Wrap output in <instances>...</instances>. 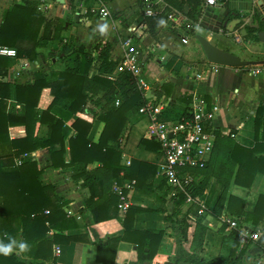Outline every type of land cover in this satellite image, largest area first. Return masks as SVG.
Returning a JSON list of instances; mask_svg holds the SVG:
<instances>
[{
    "label": "trees",
    "instance_id": "obj_1",
    "mask_svg": "<svg viewBox=\"0 0 264 264\" xmlns=\"http://www.w3.org/2000/svg\"><path fill=\"white\" fill-rule=\"evenodd\" d=\"M73 1L68 0L71 8ZM136 1H140L141 4L143 2V0ZM168 2L186 17L183 26L189 24L191 26L189 33L195 37L193 29L205 10V1L168 0ZM40 4L41 0H23L22 3H15L5 10L0 23V47L15 48L18 59L38 60V49L45 47L50 49L46 58L48 65L53 64L54 61L64 64L63 69L53 71L51 74L41 68L36 71L32 81L11 84L1 79L6 75L13 57L0 54V237L7 243L10 237L16 239L20 234L22 239L37 242L31 260L15 253L11 256L0 254V264H46L49 260H52L51 264H57V257L53 253L54 244L88 241L86 236L61 233L74 229L79 224L64 210L66 201L56 192L54 185L42 183L40 178L42 169L38 167L37 162L22 161L16 164L15 159H21L26 153L40 147H49L52 167L73 165L80 171L79 175L84 178V186L91 191L87 205L92 210L95 223L118 217L119 197L112 193L104 195L99 192L100 168L88 170L89 163L100 161L118 183L123 178H129L134 179L135 185L146 193L158 190L152 187V182H147L148 174H152L153 178L156 176L157 166L137 159H133L129 166L120 163L122 153L119 146L122 135L128 127L130 115L139 113L141 106L148 101L138 88L134 76L128 72H120L116 74L115 80L109 79L107 75H111L116 70L119 59L111 57L110 42H98L94 46V51H97L100 60L98 72L92 78L89 77L96 56L88 51L84 44L77 45L73 36L64 41L65 32L72 23L69 15L49 18L40 9ZM169 14L170 9L165 8L155 16H143L137 23L139 26L146 25L144 30L148 32L143 41L145 45L148 46L152 39L158 38L160 31L169 24ZM229 16L230 14H227L226 17ZM247 31L246 38L259 40L254 29L248 27ZM134 40L139 42L141 37L134 36ZM177 59V55L173 56L166 66H172ZM170 85L166 82L161 88L170 92L168 89ZM46 87L50 88L53 101L47 109L41 111L38 102L42 90ZM191 100L192 96L171 100L161 114V119L176 120L188 114ZM54 106H60L73 114L80 111L89 112L104 123L99 142L91 143L88 135L92 124L80 118L75 120L73 126L76 133L69 139L71 160L68 163H59L57 159L62 156V152L54 149L59 139L64 144V138L60 136L64 123L52 113ZM38 122L49 124L50 131L47 138L35 136ZM13 126H23L25 135L11 138L9 129ZM255 126V145L245 147L233 144L228 160H233V163L224 162L217 167L219 173L216 177L225 193L231 178L222 177L220 173L233 171L236 164L238 170L234 181L237 184L250 187L258 173L264 174V104L257 109ZM261 128L263 135L258 137ZM140 145L150 151L160 152L161 149L159 142L149 138H142ZM208 163L205 168L195 171V175L199 177L194 188L196 195H202L201 173L207 170ZM165 184L163 180L159 188ZM96 197L99 200L96 201ZM174 200L178 205L185 202L183 195ZM111 204H116L115 210L111 211ZM242 207L244 202L241 199L236 196L229 197L228 212L236 215L237 223L245 216L255 225L253 231H256L263 220L264 193L259 195L252 212L245 213ZM140 210H142L140 207L128 208L125 217L121 219L125 228L123 235L95 239L98 262L116 264L117 250L121 241H129L137 246L140 263L154 259L165 231L135 229V214ZM171 215L173 216L174 213ZM183 220L180 222L182 223ZM227 227L228 224L224 223L221 231L224 233ZM240 228V225L231 228L223 235L222 252L217 259L203 256L206 228L201 227L200 232L195 235L193 253L189 258L181 257L174 262L168 261L164 264H180L182 261L189 264H251L246 262V251L252 241L242 239ZM52 230L54 233H51ZM184 233L186 236V230Z\"/></svg>",
    "mask_w": 264,
    "mask_h": 264
},
{
    "label": "crops",
    "instance_id": "obj_2",
    "mask_svg": "<svg viewBox=\"0 0 264 264\" xmlns=\"http://www.w3.org/2000/svg\"><path fill=\"white\" fill-rule=\"evenodd\" d=\"M92 0H88L90 4ZM130 7H121L118 0H104L105 5L110 10V18L115 25L116 34L110 38L108 35L101 34L100 26L107 21L106 18L92 12L78 0L72 5H68V0L65 4H60L57 0H41L40 9L49 18L63 17L69 15L72 20L71 27L74 31H66L67 36H74L76 44H84L88 51H91L96 56L93 66L90 70L89 77H93L98 72L100 60L97 51H94V46L98 42H110L112 44L111 57L113 59H121L123 52L122 40L124 36L129 35L136 26L131 27L130 16L134 13L137 7L136 0H130ZM23 0H0V23L5 10L12 7L15 3H22ZM75 5V6H74ZM73 10V11H72ZM175 17L169 19V24L164 27L158 38L152 39L149 42L150 50L157 51L161 57H153L146 59L144 66L152 71L154 77V89L151 92H146V98L154 101L168 103L171 100H178L182 97L192 96L194 92L203 93L206 95L209 102L217 105V114L215 117V125L218 129L217 139L213 153L208 160V168L201 173L202 180V198L205 201L203 212L199 213V206H192L184 202L178 205L169 195L167 185L159 188L163 179L159 173L161 165L164 163V156L158 151L147 150L140 145V140L147 137V129L150 124L147 116L137 113L130 115L127 129L124 131L119 150H121V164L129 166L133 159L147 162L157 166V174L153 178L152 174L147 175V182H152L153 188H158L157 191L146 193L140 190L134 179L123 178L120 183L116 181L109 171H107L100 161H94L87 165L88 170H93L99 167L100 186L99 192L104 195L114 193V185L118 183L125 188L128 193L130 206L140 207L142 210L135 214L134 228L140 230H164L165 235L162 243L152 261L140 263L138 259L137 246L129 241H121L119 244L116 264H164L168 261L174 262L177 258H189L193 253V242L195 235L200 232V228H206L204 239V253L206 258L217 259L222 252L223 235L228 233L231 228L241 226L240 233L247 232L249 244L246 255L247 263L264 264V215L263 220L259 223L256 231H253L255 225L252 221H248L245 216L237 223L236 215L230 214L227 210L228 200L230 196H236L244 202L242 209L245 213H250L254 210L257 199L260 194L264 193V174L258 173L251 186L235 183L238 164L234 166V170L227 173H220L222 177L231 178L228 190L223 191L222 184L217 179L219 173L217 167L228 161L230 150L233 144H240L245 147H253L256 142V126L255 117L257 109L261 104H264V74L249 76L248 70L255 68L256 65L245 67H229L221 66L201 61L196 65L184 62L180 51L186 48L185 46L191 43L195 37L191 34H186L184 23L186 17L176 8ZM264 10V0H219L216 5H206L205 10L194 26L196 29L201 28L209 33L205 35L212 43L220 48L231 51L245 60L261 61L262 58L243 57L238 53V46L233 44L230 37H237L239 30L245 25L244 23L235 32H229L224 27V21L234 20L237 18L248 17L249 19H257L258 14ZM112 12L114 14H112ZM93 15L90 16L89 14ZM230 14L229 17H226ZM98 16L96 34L93 18ZM126 24L127 29L120 26ZM88 30H84V27ZM138 27V26H137ZM70 28V27H69ZM90 28V29H89ZM225 28L226 30H224ZM72 29V28H71ZM145 31V30H144ZM143 31L141 42L147 37ZM178 31V32H177ZM226 31V33H224ZM65 32V33H66ZM187 35L188 43H183L181 35ZM245 38V37H243ZM261 44V41L255 42ZM251 50L250 48H248ZM252 51V50H251ZM39 58L35 61H30L24 58L13 57L12 63L1 79L2 81L11 84L32 81L36 71L41 68L45 72L51 74L53 71H58L64 68V64L54 61L53 64H47L46 58L49 56V48H39ZM246 53V52H245ZM170 54V56H168ZM178 56V59L172 66H166L173 56ZM194 67L198 71L203 72L204 79L197 80L194 77ZM116 72L107 75L109 79L115 80ZM169 82L168 87L170 92L164 91L162 85ZM53 101V96L49 87L42 90L38 107L39 109H47ZM92 107V105H89ZM52 113L61 118L64 125L60 131V136L64 138V144L61 139L56 141L54 149L57 152H62L57 161L70 162L71 149L69 139L76 133L73 123L80 118L85 122L92 124V128L88 135L91 143H98L101 133L104 129V123L96 118L93 114L80 111L71 113L60 106H54ZM50 127L48 123L38 122L35 129V136L38 138H47ZM11 138L21 137L25 135L23 126H13L9 129ZM263 135V129L258 132V137ZM29 157L23 162L34 161L38 163V167L42 169L40 175L43 184H52L56 192L64 198L66 204L64 210L69 216L74 217L79 224L78 227L61 232L62 234H77L86 236L88 241H73L71 243H56L53 245V253L57 257V264H101L96 259L97 247L95 239L123 235L125 228L121 221L125 217V213H118V217L106 219L98 223L94 222L92 210L87 205V200L91 195L88 187L84 186V178L79 175V172L73 165L52 167L50 162L49 147H40L32 151ZM18 159H15L16 164ZM123 172L121 173V176ZM116 195V194H115ZM99 198L96 197V201ZM116 204H111V211L115 210ZM178 211V213H177ZM174 215L172 216L171 214ZM177 213V214H176ZM168 217V218H167ZM182 223L180 220H182ZM235 220L236 226H231L228 220ZM185 221V222H184ZM226 223L228 227L221 231L222 225ZM186 230V236H185ZM51 233H54L52 230ZM251 233H257L258 238L250 237ZM16 239L24 240L30 245V251L20 254L23 258L31 260L33 258L36 243L34 240L27 241L17 235ZM1 240V237H0ZM59 248L60 252L55 254V249ZM52 260L46 264H51ZM180 264H189L182 261ZM246 264V263H245Z\"/></svg>",
    "mask_w": 264,
    "mask_h": 264
},
{
    "label": "built area",
    "instance_id": "obj_3",
    "mask_svg": "<svg viewBox=\"0 0 264 264\" xmlns=\"http://www.w3.org/2000/svg\"><path fill=\"white\" fill-rule=\"evenodd\" d=\"M206 5H216L219 0H204ZM74 3L78 0H74ZM83 6L87 7L88 0H80ZM93 7L88 8L101 17H110L111 12L105 5L104 0H92ZM143 15L146 17L155 16L161 13L165 8L170 9L169 19L175 17L176 10L169 4L168 0H143ZM190 25L186 24L184 30L189 33ZM146 25H140L134 28L129 35L122 40L123 52L116 73H131L138 85V88L146 94L154 89L153 84L145 78V58L139 52L137 42L134 36L142 37ZM181 35L183 43H188L187 35ZM65 42L67 39L64 40ZM0 54L9 57H17L15 48L1 46ZM241 68V67H239ZM195 79L203 80V72L193 68ZM249 76L264 74V64L248 70ZM205 80V79H204ZM146 98V97H145ZM148 101L141 106L139 113L147 116L150 120L147 129V137L160 143V153L164 156V163L160 167V175L166 182L169 195L171 198H179L181 195L185 198V203L192 206H199V213L203 212L205 201L202 196L194 194L195 185L199 179L195 175L197 169L205 168L210 155L213 153L217 139L218 129L215 125L217 114V105L208 101L203 93L194 92L188 114L183 115L176 120H162L161 114L167 107L168 103L154 101L146 98ZM119 104V101H117ZM26 153L17 163H21L28 158ZM114 193L119 197L118 208L120 213H125L130 207L128 193L125 188L118 183L114 185ZM230 225L236 226V221L229 219ZM243 240H247L248 233L241 234ZM250 237L258 238L257 233H251ZM60 252L59 248L55 249V254Z\"/></svg>",
    "mask_w": 264,
    "mask_h": 264
},
{
    "label": "rangeland",
    "instance_id": "obj_4",
    "mask_svg": "<svg viewBox=\"0 0 264 264\" xmlns=\"http://www.w3.org/2000/svg\"><path fill=\"white\" fill-rule=\"evenodd\" d=\"M119 4L121 7H130L129 4H131L130 0H118ZM75 6V5H74ZM88 8H92L93 7V2L91 1L90 4H87ZM127 7V9H128ZM73 11V10H72ZM98 14V13H96ZM112 14H114L112 12ZM90 16H92L93 14L90 13ZM143 5L139 2H137V7L134 10V13L129 17L130 18V25L131 27L133 26H139L137 23H139V21L143 18ZM71 19V18H70ZM107 21L103 22V24L100 26V30L101 27L103 25H107V30L104 31L103 33L100 32L101 34H106L108 35V37L110 38L113 34H116V29H115V25L112 22V20L110 18H106ZM72 21V20H71ZM97 22H98V16H94L93 18V24H94V30L95 32H93V29L91 30L92 33L96 34V28H97ZM120 26H122L123 28L127 29V25L126 24H121ZM70 28L68 30H72L74 31V28L71 27V25L69 26ZM72 28V29H71ZM90 29V28H89ZM67 30V31H68ZM84 30H88V28L85 26ZM163 31V30H162ZM147 34V30L144 31ZM67 33H65V36H67ZM133 33V31L131 32ZM196 33L197 34H201V35H207L208 30H202L201 28H197L196 29ZM226 33V31L224 32ZM193 37V35H191ZM74 37V36H73ZM125 37V36H124ZM233 41V44L238 46V53H240L241 55H243V57H248V58H262V60H264V43L261 44H256L254 40H251L249 38H243V36H241V34L239 33L237 37H230ZM138 45V49L139 52L144 56V58L146 57V59H153V57H161L162 55L159 54V52L157 51H153L150 50L149 47H147V45H145V43L142 41L137 42ZM186 48H184L183 50L181 49L180 53L183 57V59L185 60L184 62H180V65H184L187 64L188 62H190L191 64L196 65L197 63L201 62L202 60L206 59L204 50L202 49L200 43L197 41L196 38L191 40V43L185 46ZM60 47H57V49ZM248 48H250L251 50H249ZM246 52V53H245ZM170 56V54L168 55ZM207 60V59H206ZM261 64H257V66H260ZM152 71H150L148 69V66L145 67V78L147 79L148 82H150L151 84L154 83V77H152Z\"/></svg>",
    "mask_w": 264,
    "mask_h": 264
},
{
    "label": "water",
    "instance_id": "obj_5",
    "mask_svg": "<svg viewBox=\"0 0 264 264\" xmlns=\"http://www.w3.org/2000/svg\"><path fill=\"white\" fill-rule=\"evenodd\" d=\"M57 2H59L60 4H65V0H57ZM244 23H246L251 29H254L257 33L259 41L264 43V10L260 14H258L257 19H249L248 17L237 18L231 21L226 20L224 21L223 25L229 32L232 33L237 31L238 27H241ZM193 32H195V29H193ZM239 32L243 37L247 36L248 34L245 25L239 30ZM195 38L200 43L202 49L204 50L206 59L210 63L229 67H245L249 65L264 64V60H245L231 51L220 48L212 43L211 40H209L204 35L196 33Z\"/></svg>",
    "mask_w": 264,
    "mask_h": 264
},
{
    "label": "clouds",
    "instance_id": "obj_6",
    "mask_svg": "<svg viewBox=\"0 0 264 264\" xmlns=\"http://www.w3.org/2000/svg\"><path fill=\"white\" fill-rule=\"evenodd\" d=\"M107 30V25L101 27V32ZM30 251V245L24 240H17L15 238H9L8 242L5 243L3 240H0V254L4 256H11L13 253L20 255L22 253H27Z\"/></svg>",
    "mask_w": 264,
    "mask_h": 264
}]
</instances>
